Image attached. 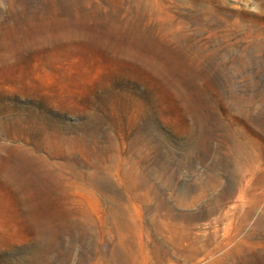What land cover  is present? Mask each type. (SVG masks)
Segmentation results:
<instances>
[{"label": "rangeland", "instance_id": "rangeland-1", "mask_svg": "<svg viewBox=\"0 0 264 264\" xmlns=\"http://www.w3.org/2000/svg\"><path fill=\"white\" fill-rule=\"evenodd\" d=\"M0 264H264V0H0Z\"/></svg>", "mask_w": 264, "mask_h": 264}]
</instances>
